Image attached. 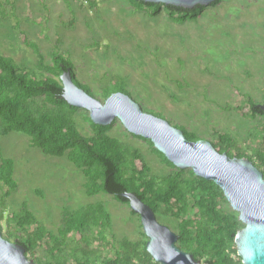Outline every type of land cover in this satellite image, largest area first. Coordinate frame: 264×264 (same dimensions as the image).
<instances>
[{
    "label": "rangeland",
    "instance_id": "rangeland-1",
    "mask_svg": "<svg viewBox=\"0 0 264 264\" xmlns=\"http://www.w3.org/2000/svg\"><path fill=\"white\" fill-rule=\"evenodd\" d=\"M0 1L7 12L0 10V52L14 56L21 66L36 63L29 42L37 43L49 62L58 49L74 61L78 79L102 101L108 85L124 87L145 111L211 142L217 141V132H228L251 154V147L262 140L257 134L264 116L251 117L248 98L264 104V0H222L208 5L198 19L186 21L164 8L154 14L133 0H95L96 6L86 0ZM88 115L80 107L76 116L85 136L94 133ZM112 123L109 133L139 148L153 173L174 171L148 140L130 132L119 118ZM0 146L2 155L14 160L18 182L8 197V210L26 203L57 233L64 210L100 201L111 213V241L147 243L140 215L113 194L88 195L82 170L66 156L45 154L19 131L0 134ZM223 206L234 210L229 201ZM158 220L178 234L177 218L159 214ZM3 225L6 233V220ZM108 255L114 249H104Z\"/></svg>",
    "mask_w": 264,
    "mask_h": 264
},
{
    "label": "trees",
    "instance_id": "trees-1",
    "mask_svg": "<svg viewBox=\"0 0 264 264\" xmlns=\"http://www.w3.org/2000/svg\"><path fill=\"white\" fill-rule=\"evenodd\" d=\"M86 1L91 6L97 5L95 0ZM133 1L154 14L164 8L179 21L198 19L207 7L197 5L186 9L163 3ZM220 1L216 0L211 5ZM0 10L3 15L7 14L3 1H0ZM29 44L37 55L34 67L21 66L14 56L0 52V134L23 132L30 136L31 145L45 154L66 156L82 170L85 178L83 187L88 195L110 193L119 202L129 205V200L122 193L134 192L153 208L157 216H174L179 220L178 246L192 253L197 260L206 264H244L235 240L245 224L239 219L237 211L224 208L223 202L228 200L222 188L213 180L197 176L191 168H178L155 147L151 139L145 138L162 161L174 169L165 175L153 173L139 148L126 145L109 133L113 123L96 124L88 115L86 119L94 133L83 135L76 121L80 108L71 105L64 97L61 75L69 71L78 86L92 95L93 91L87 83L78 79L73 60L56 49L51 52L52 61H46L40 46L35 42ZM111 83H114V78ZM119 91L130 95L124 87L108 85L103 97L106 99ZM248 102L251 117L264 116L258 101L249 96ZM180 128L189 139L201 138L185 127ZM216 135L218 139L212 143L219 152L248 157L264 173V126L257 134L262 140L251 147V154L240 147L230 133L217 132ZM14 170V160L4 157L0 146V230L6 239L24 245L26 254L35 262L160 264L142 240L109 239L112 217L100 201L64 210L57 233L40 222L26 203L18 210H8V197L18 188ZM4 220L7 223L6 233ZM106 248L114 249V255L104 256Z\"/></svg>",
    "mask_w": 264,
    "mask_h": 264
},
{
    "label": "water",
    "instance_id": "water-1",
    "mask_svg": "<svg viewBox=\"0 0 264 264\" xmlns=\"http://www.w3.org/2000/svg\"><path fill=\"white\" fill-rule=\"evenodd\" d=\"M193 9L216 0H143ZM64 97L73 106L90 111L96 124L119 118L126 128L151 139L155 147L178 168H191L197 176L213 180L223 190L245 224L236 235V247L244 264H264V173L248 157L219 152L204 138L192 140L184 130L152 111H145L130 95L113 92L105 101L75 83L69 71L61 75ZM264 111V104H259ZM130 207L140 215L148 236L147 249L160 264H205L178 246V234L161 223L153 208L134 192H124ZM0 264H39L26 254L24 245L6 239L0 230Z\"/></svg>",
    "mask_w": 264,
    "mask_h": 264
},
{
    "label": "flooded vegetation",
    "instance_id": "flooded-vegetation-1",
    "mask_svg": "<svg viewBox=\"0 0 264 264\" xmlns=\"http://www.w3.org/2000/svg\"><path fill=\"white\" fill-rule=\"evenodd\" d=\"M260 104H262V103H260ZM259 105V104H258ZM260 107V106H259ZM261 108V107H260ZM262 110V109H261ZM263 111V110H262ZM264 112V111H263Z\"/></svg>",
    "mask_w": 264,
    "mask_h": 264
}]
</instances>
